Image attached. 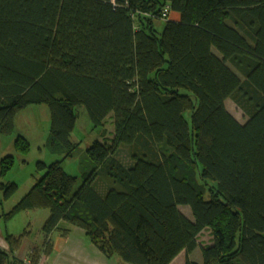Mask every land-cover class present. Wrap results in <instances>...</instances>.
I'll return each instance as SVG.
<instances>
[{"label":"trees","instance_id":"1","mask_svg":"<svg viewBox=\"0 0 264 264\" xmlns=\"http://www.w3.org/2000/svg\"><path fill=\"white\" fill-rule=\"evenodd\" d=\"M33 104L47 105L46 146L62 158L36 162L3 214L48 209L33 262L73 226L123 264L181 251L184 264H264V0H0V133ZM79 105L93 127L112 125L84 150L80 182L61 166L78 147ZM15 148L26 153L23 136ZM0 189L7 199L17 185ZM205 229L210 243L190 259ZM26 233L4 235L0 264L21 263Z\"/></svg>","mask_w":264,"mask_h":264},{"label":"rangeland","instance_id":"2","mask_svg":"<svg viewBox=\"0 0 264 264\" xmlns=\"http://www.w3.org/2000/svg\"><path fill=\"white\" fill-rule=\"evenodd\" d=\"M169 16H173V14L170 13ZM161 25H159V28H161ZM225 107L237 121L240 123L246 121V116L232 100H226ZM75 112L77 118L75 127L70 134V140L78 143V147L72 158L62 160L61 166L68 174L76 176L80 182L79 160L82 158L84 150L93 140L100 138L102 128H104L105 134L110 133L112 125L110 119L107 118L103 126L93 127L85 108L81 105L75 107ZM49 123L50 114L46 104L28 105L16 114L13 132L9 134L0 133V160L8 155L12 158L10 167L4 175H0V182H14L17 185V189L7 199L3 197V191L0 189V229L3 233L15 235L27 231L26 235L22 238L23 240L38 241L42 238L41 226L48 216V209L22 210L8 218H5L2 214L7 213L34 183L35 176H38L36 175V162L42 161L50 164L62 158L60 154L51 153L46 146ZM18 135L23 136L28 144L26 153H21V151L15 148ZM121 149L122 151H120L119 156L123 161L127 162L129 159L127 150ZM179 209L185 213L189 211V207L187 206H179ZM60 226L66 227L63 225V222L60 223ZM68 228L70 231L64 237L60 236L56 231L52 232V249L47 254L46 264H101L98 257L113 263L112 258H103L102 253L92 244L90 238L83 230L73 226ZM210 240V231L208 229L203 230L198 236L199 245L188 257L190 259L201 257L199 253L200 247L209 244ZM185 258V253L181 251L171 264H184ZM103 262L109 264V262L104 260Z\"/></svg>","mask_w":264,"mask_h":264},{"label":"crops","instance_id":"3","mask_svg":"<svg viewBox=\"0 0 264 264\" xmlns=\"http://www.w3.org/2000/svg\"><path fill=\"white\" fill-rule=\"evenodd\" d=\"M5 234L6 233H3V231L0 229V248H2V249H7L8 248L7 242L5 241V238H4ZM13 235H15V234H13ZM40 241H41V239L36 241V243L40 242ZM33 242L34 241H30L29 239L22 240V243L20 244L19 248L14 252V255L17 256L20 259L22 257H24L26 255L27 251L31 248V246H32L31 244H33ZM103 258H105V256H103ZM112 259H113V263H111L109 260L102 259L101 257H98V260L101 262V264H108V263H104L103 260L106 261V262H109V264H123L121 261H119L116 258H112Z\"/></svg>","mask_w":264,"mask_h":264},{"label":"built area","instance_id":"4","mask_svg":"<svg viewBox=\"0 0 264 264\" xmlns=\"http://www.w3.org/2000/svg\"><path fill=\"white\" fill-rule=\"evenodd\" d=\"M165 15V11L163 13ZM20 264H46V255L41 254L36 262H33L32 258L29 255H25L20 259Z\"/></svg>","mask_w":264,"mask_h":264}]
</instances>
